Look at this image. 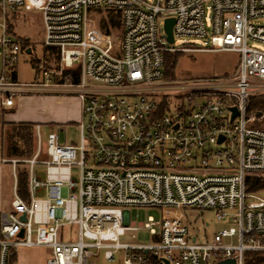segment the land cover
Masks as SVG:
<instances>
[{
	"label": "built area",
	"instance_id": "obj_1",
	"mask_svg": "<svg viewBox=\"0 0 264 264\" xmlns=\"http://www.w3.org/2000/svg\"><path fill=\"white\" fill-rule=\"evenodd\" d=\"M21 10L41 13L44 46L58 61L31 83L18 81L27 48L11 31ZM92 12L118 17L119 43ZM262 20L264 0H0L2 106L47 95L82 104L78 146L62 143V130L43 142L36 126L33 156L9 160L15 186L0 220V264L38 247L49 250L45 264H98L100 252L113 263L121 251L125 264H247L248 254L264 255V191L246 189L249 175H264V128L255 126L263 115L247 110L251 96L264 94V51L254 47L264 45ZM206 39L210 48L187 43ZM199 52L238 53L236 74L165 77L167 54ZM17 164L28 172L27 199ZM134 208L167 212L144 225L152 245L120 241L141 228L131 222ZM185 211H212L232 226L199 242Z\"/></svg>",
	"mask_w": 264,
	"mask_h": 264
},
{
	"label": "rangeland",
	"instance_id": "obj_2",
	"mask_svg": "<svg viewBox=\"0 0 264 264\" xmlns=\"http://www.w3.org/2000/svg\"><path fill=\"white\" fill-rule=\"evenodd\" d=\"M18 17L11 19L13 26L12 32L15 38L22 44L27 41L29 47L33 49V55L28 56L24 52L20 55V60L17 66L18 81L21 83H31L39 80L42 77V71L48 66H55L58 62L55 54L51 53L44 46V25L42 15L39 11L21 10ZM117 17L112 14L100 16L97 12H92L90 20L96 25L100 23L102 33L106 34L113 42H120L121 29L119 19L113 23ZM264 25V20L257 22ZM118 42V43H119ZM187 43H194L200 47L210 48L211 43L206 40H187ZM206 44V45H205ZM175 45H183V40L178 39ZM254 47L264 51V45L254 43ZM240 62V55L235 52H215V53H190L181 54L175 67V79L177 80H193L207 78H224L234 76L237 72ZM2 72V53L0 50V74ZM48 97V96H46ZM15 115L13 118L17 121L29 122L31 124L41 123V138L46 141V137L52 131L62 130L60 139L62 143L65 141L69 144L78 146L80 144L79 124L81 117H77L71 123L62 122L60 119L64 109L58 107L52 100L45 97L31 96L23 98L18 102L16 111L11 110ZM262 119L257 122L260 127L264 128V113ZM47 122V123H46ZM17 124V123H16ZM36 126V124H34ZM36 128L34 127V149L37 148V138L35 136ZM1 164V155H0ZM16 169H24L25 164H17ZM40 170V168H38ZM1 173L5 183V199L8 201L12 198V185L14 175L11 172L9 164L2 165ZM131 222L141 228L136 232H129L121 237V243L130 245H152L153 235L144 227L148 220L152 218L156 223H159L165 218L167 212L159 209L134 208L130 210ZM187 221L190 225V230L193 234L198 235L199 242L210 240L214 235L224 228L232 226L231 222L218 221L215 213L212 211H185ZM158 231V227H156ZM232 241H234L232 239ZM93 254L97 251L93 250ZM49 257V250L43 247L38 248H22L17 254L13 255L8 264H45ZM124 253L118 252L113 263H109L104 259V252L99 253L97 260L98 264H125ZM153 264V263H151Z\"/></svg>",
	"mask_w": 264,
	"mask_h": 264
},
{
	"label": "trees",
	"instance_id": "obj_3",
	"mask_svg": "<svg viewBox=\"0 0 264 264\" xmlns=\"http://www.w3.org/2000/svg\"><path fill=\"white\" fill-rule=\"evenodd\" d=\"M16 16L14 17V19ZM118 20V17H117ZM114 19L112 22L117 21ZM13 26L11 24V31ZM28 41V40H27ZM27 41H23L21 46L23 50L29 47ZM181 54H167L165 56L164 71L167 79H175V67ZM248 113H264V94L253 95L247 102ZM7 124L2 122V152L6 154L9 160H26L33 156L34 149V124L14 123ZM255 126H259L258 123ZM18 191L24 199L28 197V172L26 168L17 170ZM246 189L248 193H257L264 191V175H249L247 177ZM247 264H264V255L248 254Z\"/></svg>",
	"mask_w": 264,
	"mask_h": 264
},
{
	"label": "crops",
	"instance_id": "obj_4",
	"mask_svg": "<svg viewBox=\"0 0 264 264\" xmlns=\"http://www.w3.org/2000/svg\"><path fill=\"white\" fill-rule=\"evenodd\" d=\"M48 96V95H47ZM36 97H45L46 99H50L52 100V102H54L58 107L64 109V112L61 114V121L62 122H68L71 123L74 119H76L77 117H81V121H82V104L81 101L79 100V98L77 97H73V96H51L49 95L48 97L46 96H36ZM27 97H25L26 99ZM21 99H18L17 101H15V104L13 106V108L11 109H7L4 108L2 106V98L0 96V155H1V164H0V170L2 165H6L9 164L11 166V172L13 173V166L9 163V159L7 158L6 154H4L2 152V148H1V141H2V136H1V132H2V122H4L5 124H7L6 126V130L9 129L8 125L9 124H14V123H29V122H22V121H17L14 120L13 118L15 117L14 114H12L11 110H15L18 106V102ZM47 123V122H46ZM36 124V126H40L41 129V123H34ZM35 126V128H36ZM3 173V171H2ZM0 171V220H1V216L3 214H6L8 212L11 211V202L13 199V195H14V186H15V178H14V182L12 185V198L11 201L10 199L7 201L5 199V183H4V179L2 178L3 174ZM2 174V176H1Z\"/></svg>",
	"mask_w": 264,
	"mask_h": 264
},
{
	"label": "water",
	"instance_id": "obj_5",
	"mask_svg": "<svg viewBox=\"0 0 264 264\" xmlns=\"http://www.w3.org/2000/svg\"><path fill=\"white\" fill-rule=\"evenodd\" d=\"M173 26H174V20H167L165 22V26H164V29H165V32L167 33L168 35V42L170 44H173L174 43V38H173ZM25 53L28 55V56H31L33 55V52H32V49L31 48H27L25 50ZM232 112H233V117H232V120L235 119V117L237 116V110L236 109H232ZM222 141V140H221ZM220 141V142H221ZM25 217H23V221H25ZM219 264H235V262L233 260H227V261H224V262H221Z\"/></svg>",
	"mask_w": 264,
	"mask_h": 264
}]
</instances>
